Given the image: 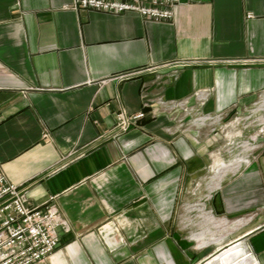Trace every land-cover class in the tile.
<instances>
[{
  "label": "crops",
  "instance_id": "0c3cea01",
  "mask_svg": "<svg viewBox=\"0 0 264 264\" xmlns=\"http://www.w3.org/2000/svg\"><path fill=\"white\" fill-rule=\"evenodd\" d=\"M257 104L264 0H179L158 22L0 0V171L69 227L33 264H203L239 239L264 264V115L248 163L218 158L224 117ZM122 111L145 115L118 133Z\"/></svg>",
  "mask_w": 264,
  "mask_h": 264
},
{
  "label": "built area",
  "instance_id": "2783aa9c",
  "mask_svg": "<svg viewBox=\"0 0 264 264\" xmlns=\"http://www.w3.org/2000/svg\"><path fill=\"white\" fill-rule=\"evenodd\" d=\"M179 0H73V6L111 14L135 12L153 21H169ZM134 73L119 76L126 79ZM202 93H196L203 103ZM147 103H143L146 107ZM144 112L116 116L118 133L126 132ZM24 185L11 183L0 171V264H33L49 257L59 244L58 230L67 232V222L51 205L29 206ZM238 242V241H235Z\"/></svg>",
  "mask_w": 264,
  "mask_h": 264
},
{
  "label": "rangeland",
  "instance_id": "374dc122",
  "mask_svg": "<svg viewBox=\"0 0 264 264\" xmlns=\"http://www.w3.org/2000/svg\"><path fill=\"white\" fill-rule=\"evenodd\" d=\"M258 106L259 105L257 104L255 105V107L254 106L251 107L250 113L236 114L234 112H231L226 117H224L221 123V128L218 129V133L220 136V145H221V151H220L221 154L218 156L220 160L227 162L232 159L241 158L247 155L249 162L250 156L254 150L257 139L259 138L263 130L262 117L264 113L260 110L259 111L257 110ZM246 143L251 145L253 149L249 151L242 149L245 147L244 144ZM214 159L215 157H213V161H209V166L207 169L206 175L209 178V181L214 176L213 175ZM231 174L232 173H227L225 176L227 177L230 176ZM210 187L211 184H209V188ZM196 197H199V195L193 196L192 199H195ZM239 248L240 249H238V252L236 253L231 252L229 256L220 258L218 261H215L213 264H251L252 258L250 255H248L247 249H245L246 246H244V244L241 241L239 244Z\"/></svg>",
  "mask_w": 264,
  "mask_h": 264
},
{
  "label": "bare ground",
  "instance_id": "6f19581e",
  "mask_svg": "<svg viewBox=\"0 0 264 264\" xmlns=\"http://www.w3.org/2000/svg\"><path fill=\"white\" fill-rule=\"evenodd\" d=\"M259 108V110H262V109H260V107H258ZM252 114V113H251ZM251 116V115H250ZM254 118V117H253ZM263 118V117H262ZM264 122V121H263ZM200 123H202L201 121H200ZM256 123V122H255ZM257 125V124H256ZM244 148H242V149H245L246 151H249L250 150V148H251V145H249V144H244ZM241 159H244V160H246L245 162H247L248 161V156L247 155H245L244 157H241ZM241 161V160H240ZM237 162H238V160H237ZM239 244H240V241H238V242H233V243H231L229 246H227L226 248H224L223 250H221V251H219V253L221 254L222 253V257L224 256V257H226V256H229V254L231 253V252H238V249H240L239 248ZM222 257H220V258H222ZM219 258V259H220ZM218 258H216V256H214V257H212V258H210V259H208V260H206L203 264H211V263H213L214 261H218L219 260ZM251 264H256V262H254L253 260H252V262H251Z\"/></svg>",
  "mask_w": 264,
  "mask_h": 264
},
{
  "label": "water",
  "instance_id": "95a60500",
  "mask_svg": "<svg viewBox=\"0 0 264 264\" xmlns=\"http://www.w3.org/2000/svg\"><path fill=\"white\" fill-rule=\"evenodd\" d=\"M238 241H241L240 239Z\"/></svg>",
  "mask_w": 264,
  "mask_h": 264
}]
</instances>
